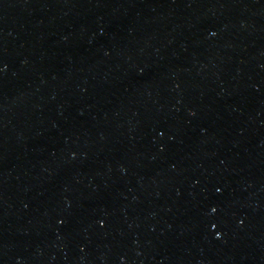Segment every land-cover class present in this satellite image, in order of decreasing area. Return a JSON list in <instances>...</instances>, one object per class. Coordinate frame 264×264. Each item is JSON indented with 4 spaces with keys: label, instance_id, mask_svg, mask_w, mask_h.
Here are the masks:
<instances>
[{
    "label": "water",
    "instance_id": "obj_1",
    "mask_svg": "<svg viewBox=\"0 0 264 264\" xmlns=\"http://www.w3.org/2000/svg\"><path fill=\"white\" fill-rule=\"evenodd\" d=\"M0 264H264V0H0Z\"/></svg>",
    "mask_w": 264,
    "mask_h": 264
}]
</instances>
